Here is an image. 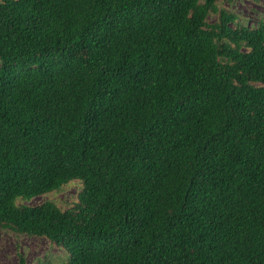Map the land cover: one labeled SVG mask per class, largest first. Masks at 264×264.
<instances>
[{"label": "trees", "instance_id": "16d2710c", "mask_svg": "<svg viewBox=\"0 0 264 264\" xmlns=\"http://www.w3.org/2000/svg\"><path fill=\"white\" fill-rule=\"evenodd\" d=\"M224 2L0 0V230L59 264H264V14Z\"/></svg>", "mask_w": 264, "mask_h": 264}, {"label": "rangeland", "instance_id": "374dc122", "mask_svg": "<svg viewBox=\"0 0 264 264\" xmlns=\"http://www.w3.org/2000/svg\"><path fill=\"white\" fill-rule=\"evenodd\" d=\"M222 8L231 11L246 21L247 25H254L259 15L264 14V0H227ZM210 21L213 18L209 19ZM80 189L79 183L66 186L60 193L42 196L31 200L28 205L36 206L46 200L55 202L61 209H66L76 200ZM61 252L51 248L42 238L22 236L14 237L10 233L0 230V264H18L22 257L25 264H59Z\"/></svg>", "mask_w": 264, "mask_h": 264}]
</instances>
